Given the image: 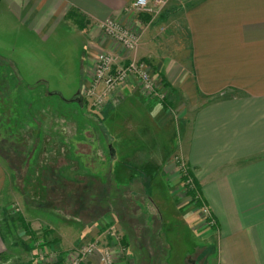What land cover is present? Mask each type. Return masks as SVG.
I'll return each mask as SVG.
<instances>
[{"label": "crops", "instance_id": "0c3cea01", "mask_svg": "<svg viewBox=\"0 0 264 264\" xmlns=\"http://www.w3.org/2000/svg\"><path fill=\"white\" fill-rule=\"evenodd\" d=\"M133 1L0 0V51H5L4 43L11 45L10 57H14L18 50L25 52L28 49L26 43L34 39L44 43L54 41L59 38L57 33L62 28L61 32L66 34L64 38L69 42L84 40L82 91H76L81 94L93 77L99 52L121 55L122 51L105 37L99 27L106 19H112L139 34V46L134 56L148 65L150 75L167 96L164 101L151 98L135 81H131L113 93L103 111L96 112L90 103L86 108L90 107L95 115L105 114L104 118L110 121L117 118L114 121L122 125L123 131L136 128V136L146 146H141L134 153L135 157L121 163V182L116 184L124 188L128 186L124 181H130L131 177L142 179L145 176L151 178L150 183L161 180L172 187L169 198L172 202L166 207L175 209L181 218L174 219L177 215L169 217L163 207L157 206L154 197L148 201L146 215H139L140 206L130 214L129 206L122 204L126 213L114 208L116 199H112L104 212L95 215V208L92 209L90 214L95 218L85 223L84 216H74L78 227L74 238L67 243L57 238L51 226L47 227L52 231L51 239L56 242L47 244L46 249L56 251L57 259L43 264H62L66 253L90 241H97L99 249L84 264H100L99 254L104 249H109L113 256L119 254L115 259L117 264H264V0H171L154 21L148 15L129 16L126 8ZM175 39L184 51L179 58L160 50L164 43ZM17 43L21 45L17 47ZM44 84L45 81H40L23 86L22 98L16 100L17 106L26 107L27 113L19 116L25 117L22 121L29 127L34 123L37 125L29 106L35 107L39 103L47 107L43 108V114L47 112L49 125L57 122L54 120L55 111L59 112L56 119L59 122L66 118L65 110L58 106L61 99L55 100L51 93L41 91ZM0 104L16 105L14 99H9L8 103L0 101ZM8 112L12 117L17 113L12 109ZM1 115L5 113H0V120ZM174 116L183 121V125L176 134L175 151L167 149L164 153L163 147L167 144L164 132L158 136L157 146L152 141L156 138L154 118H161L158 123L163 129ZM10 119L9 122L13 121ZM49 125L46 126L48 132ZM39 128L43 129L42 126ZM81 131L77 129L73 133L74 141L88 144L86 137L82 139ZM1 148L6 149V154L13 152L3 143ZM68 149L69 154H82L77 151L76 144H71ZM23 151L26 152L27 148ZM29 151L34 153L35 149L32 147ZM47 151L50 153V147ZM69 154L67 161L56 169L60 176L64 171L73 170L74 180L70 178L71 182L80 180V184L93 188L109 187L114 182L113 166L108 175L102 173L104 169L100 165L90 167L86 161L82 166L69 161ZM175 155L182 159L192 177L194 186L189 190L192 203L188 195H178L177 190L183 186L184 178H181L178 167L171 163ZM8 157L0 156L1 213L10 212V203L17 202V193L22 196V202H26L24 191L19 192L17 187L22 175L17 169L25 166L29 172L27 165L31 164L28 159L21 164L19 159ZM85 167L94 173L85 174ZM42 169L52 167L44 164ZM99 171L105 177L109 176L105 178L109 180L106 184L102 183ZM21 189L24 190V186ZM43 189L41 186L42 192ZM29 191L31 193V187ZM94 197L98 209L101 198ZM37 198L29 197L28 200L33 203L29 206L33 213L38 207L34 202ZM142 198L144 202L146 197ZM162 198L157 196V201H168ZM123 201L136 203L131 193ZM202 207L208 209L214 220L213 226L205 224L199 212ZM125 214L128 219L120 220V215ZM135 219L141 224L138 225ZM122 224H128L138 232L133 229L131 234ZM116 226L122 228L118 232L119 243L108 234V230L116 229ZM135 235L138 241L133 242L134 248L145 247V251H151L144 260L130 250ZM153 236L154 242H150ZM121 247L129 249L127 259L121 256ZM6 250L7 242L0 227V259ZM36 262L37 259L32 257L28 264Z\"/></svg>", "mask_w": 264, "mask_h": 264}, {"label": "rangeland", "instance_id": "374dc122", "mask_svg": "<svg viewBox=\"0 0 264 264\" xmlns=\"http://www.w3.org/2000/svg\"><path fill=\"white\" fill-rule=\"evenodd\" d=\"M61 30L62 28L59 29V32L57 33V36H59V38L55 39L54 41L51 40L44 43L42 41L34 39L32 42L26 43L28 49L25 52L23 50H18L15 54H13L14 57H10L11 51H9V48H11V45L8 46L7 43H4L5 51H0V101L2 103H8L9 99H14L16 103V105L12 107H7L3 104H0L2 114L5 113V115H1L2 118L0 120V138L4 136L3 132L12 131L13 136L15 135L16 137V142L27 148L28 161L31 163V165L32 163H34V176L32 175V182L34 183V187H31L30 194H25V192H23L24 190L21 189L24 186V182L26 181L25 179L27 177V169L25 168V166L24 168L17 169L18 174H22L19 177L17 187L19 188V192H23V194L26 195V198H24L26 202H22V196L17 193V202L13 205L10 203V212L1 213L0 211V227L3 236L5 237V241L7 242V250L5 256L0 259V264H28V262L30 263L32 257L36 258V264H39L38 261L41 253L47 254V263H50L51 260L56 261V251H49V249H46V246H48L49 244L47 245V241L43 239V231L47 227L51 226L57 238H60L63 243H67L74 238V234L76 233L78 227V222L74 216H84V218L86 219H83V222L85 223L86 221H88V219L92 217L95 218V215L99 214L101 211L104 212L107 208V205L110 204L109 202H111L112 199H116V201L113 202V204L116 205L114 208L122 209L123 205L129 206V212H127L128 214H130L132 212H135L134 210L137 206H140L141 208L139 215H146L148 212V201L154 197L156 199L155 203L157 204V206H159V208L163 207L165 209V212L168 213L169 217L172 215H177L175 209L170 210L166 207V204L170 205V203L172 202L169 199L172 187H170L166 183H163L161 180L156 179L154 183H150L149 179L151 178L148 179L145 176H143L142 179L131 177L130 181L129 179L127 181H124L128 182V186H124V188H122L120 185H117L119 182H121V176L119 175V171L123 167V164L121 163L135 157L136 155L134 153L137 152V150L141 146H144L136 136V134H138V132H136V128L130 127V129L123 131L122 125L120 126V123L118 121H114L117 118L110 121L109 119L104 118L105 114L95 115L93 112V108V110L91 111L90 107H88L87 109L85 106L82 107L73 102L64 103L62 100H58V98L60 99V97L52 95L55 100L59 101L58 106L60 107V110H65L66 118L60 119L59 122V120H56L59 112L55 111L56 115L54 116L56 118H54V120L57 122L53 121L51 125H49L47 112L46 115L43 114V111H45L43 110V108H45L46 105H44L43 103H39L37 106L35 105V107L31 105L29 106L31 107L29 112L33 110L32 114L38 126L35 123L30 127L28 125L24 126L22 128L25 130H21V136H19L18 134L16 135L17 122L15 125L13 121L15 119H20L19 114L24 115L27 113V111L25 110L26 107L22 106L21 108H19L16 102L17 99L22 98L21 92L23 91L21 90L23 89V86H32L34 84L40 83V81H45V84L44 86H42L41 91H45V94L46 92L59 93L61 94L63 99L68 101L73 98L76 91H82V60L83 56L85 55L84 40L78 39L75 42L71 43L69 42V39L66 40L64 38V35L66 34L62 33ZM160 39L163 41L164 38L162 35H160ZM20 45L21 43H17L16 46L19 47ZM180 45L181 43L175 39L164 43L163 46H160V50H166L173 58H179L184 52L180 48ZM39 97L43 96L39 94ZM21 101L22 100H20V103ZM10 109H12L14 113L15 111L17 112L15 114L16 116L12 117V114L8 112L10 111ZM19 109L22 111V113H20ZM6 113L11 116L10 118H13V121L9 122L10 118L8 115V117L6 116ZM23 118L25 117L22 116L21 119ZM154 120V127L156 128V138H153L152 141L154 142L155 146H157L156 142L158 143V136L164 132L166 137L165 141L167 142V144L163 147V150L165 149L164 153L167 149H173L172 152H174L175 147H177L176 134L177 131L178 133L180 132L183 121L174 116L167 124L164 125L165 128L162 129V126H159L158 123L161 118L155 117ZM130 124L131 126H133L132 123ZM47 125H49V132L46 131ZM41 126L43 127V129L40 130L39 127ZM75 129L82 130V139L86 137V142L89 145L86 143H79V141H74L73 138L75 135H73V133L76 132ZM142 129L143 128H141V130ZM62 130H64V132ZM71 144H76L77 151L82 154L78 155V153L75 154L74 152L69 154L68 147L71 146ZM98 144L100 145L98 146ZM32 147L35 149L34 153H30L29 151ZM49 147L51 150L50 153L47 151ZM144 147L146 148V146ZM112 150L115 152L114 157H111ZM4 153L5 154L2 156L10 155L6 154V152ZM68 154L71 158L68 159L69 161H75L82 166H85L86 161L89 162L88 166L90 167H93V165H100L104 169V172L102 171V173H107L108 175L109 169L112 166L114 167V182L112 181L109 187H102L105 189V191L110 190V197L109 194L103 192L104 190L102 188H93L92 186L80 184V180H78L76 183L71 182V179L74 180V178H72L75 173L73 170L69 172L64 171L63 174L65 176L61 174L62 181H57L58 184L52 183L54 182V179H56L57 174L55 173H59V171L56 169L67 161L66 156H68ZM174 157L175 156L171 158V163L173 165ZM44 164L52 167L49 173L43 174V178L45 179V181L49 180V188L51 189L47 194L48 197L43 198V200L40 201L39 199L37 201H34L40 204L43 203V205L39 209L38 207L41 205L36 204V206L38 207H36V211H34L33 213L31 212L33 210L30 211L31 207H29L32 206L33 203L28 200L29 197H31L32 199H36L38 193L41 191V186L45 183L44 182L41 186H37L38 180L41 181L43 179L41 178V172L43 170L42 168ZM31 165H27V168L31 167ZM85 168V174L86 172L89 174L90 172L94 173L91 169ZM99 172L101 173V171ZM135 172L137 173L138 171ZM102 173L100 174L101 181L102 183L106 184L109 180H106L105 178L109 176L105 177V174L102 175ZM110 178H112V176ZM66 179H68L69 181ZM125 187L129 189H125ZM177 191L180 197H185L186 195H188L187 198L190 203L194 202L191 198V195H189V189L184 184L181 189ZM129 193H131L132 199L136 201L135 204L130 203L131 206L128 201H123V199H125V197L129 195ZM94 195L101 198V201L98 204V209L96 206L97 204L94 200ZM159 195L163 197L162 199H166L168 201H157V196ZM143 196L146 197L144 202L142 201ZM92 209H94L95 215L90 214L92 213ZM122 210H124L126 213L125 208H123ZM190 211L193 212L194 215L196 214V212L192 208ZM27 212H30L33 216L27 214ZM88 213L90 214V216H88ZM186 213L184 214V216H187ZM126 215L127 214L123 216L120 215V220H127L128 217H125ZM179 217L180 216L177 215V217H175L174 219ZM82 218L83 217H81V219ZM193 218L195 219L196 216ZM136 221L138 220L135 219V222ZM137 224H141V221H138ZM122 225L125 227L124 224ZM128 227L126 228L129 232H131V234L134 233V230L135 232H138V230L134 227ZM116 230H118V232L122 230L121 226H116ZM30 233H33L34 236L31 237ZM154 237L155 236L150 238L149 241L154 242L152 241L154 240ZM137 241L138 239L135 235V238L131 239L130 250L138 254V258L144 260L148 257V253H150L151 251L147 249L144 252L146 248H142V251H138L137 249L135 250L133 242L137 243ZM79 247H82V245ZM128 250H126V256H123L124 254L120 252L123 254H121L123 258H128ZM71 251L73 252V250ZM70 252L66 253L63 256L66 262L71 259V257L68 258V254L72 253ZM50 256H52L53 259ZM116 257L118 258L119 254L117 255L116 253L113 256V259L115 260ZM63 261L62 264H64ZM115 264H117L116 260Z\"/></svg>", "mask_w": 264, "mask_h": 264}, {"label": "built area", "instance_id": "2783aa9c", "mask_svg": "<svg viewBox=\"0 0 264 264\" xmlns=\"http://www.w3.org/2000/svg\"><path fill=\"white\" fill-rule=\"evenodd\" d=\"M171 0H134L126 12L129 16L148 15L151 21L157 20L162 14ZM101 31L114 43L122 52L121 55L114 52H99L96 57L94 72L91 81L84 88L82 95L87 103L95 111L101 110L113 93L127 82L135 81L147 96L164 101L166 99L165 91L159 88L150 75L148 65L141 60L135 58L134 54L139 46V34L129 30L117 21L106 19L99 25ZM173 163L178 167L181 178H184V185L189 189H193V180L189 170L180 157L175 155ZM197 199V198H196ZM205 224L213 226L214 220L210 217V213L206 207L199 209ZM108 234L116 239L119 243L120 238L116 229H109ZM99 249L97 241H90L76 248L68 258L71 259L64 264H84L93 257ZM120 254L126 256V248L119 249ZM100 264H115L113 255L109 249H104L100 254ZM47 254L41 253L38 263H47ZM52 257V256H50ZM129 257V256H128ZM53 259V257H52ZM53 261V260H51Z\"/></svg>", "mask_w": 264, "mask_h": 264}, {"label": "trees", "instance_id": "16d2710c", "mask_svg": "<svg viewBox=\"0 0 264 264\" xmlns=\"http://www.w3.org/2000/svg\"><path fill=\"white\" fill-rule=\"evenodd\" d=\"M19 108H20V106H18ZM21 117L22 116H20V119H18V120H14L13 122H14V124L16 125V122H17V128H16V135L18 134L19 136H21V130H25V129H23L22 127H24V126H27L26 125V122H24V121H22V119H21ZM13 119V118H12ZM16 127V126H15ZM3 135L4 136H2V138H0V141H2V142H0V156H2V155H4L5 153H4V151L6 152V149L5 150H2V148H1V146H2V143L3 144H5L7 147L8 146H10V148L12 149V153H11V156H10V158L13 156L14 158H16V159H19V161H20V163L22 164L23 162L25 163L26 161H27V151L25 152V151H23L26 147H24V146H22V145H20L19 143H17L16 142V137H15V135L13 136V132L12 131H6V132H3ZM40 136V135H39ZM40 139V138H39ZM27 146V145H26ZM28 147V146H27ZM3 158H6V159H8L9 157H8V155H5V156H2ZM12 157V158H13ZM33 164L34 163H32V165H31V167H29V172H27V177H26V184L24 185L25 187H24V192H25V194H27V193H30V191H29V189H30V187H34V183L32 182V175L34 174V169H33ZM49 171H51V169H46V170H43L42 172H41V178H43V174L44 173H49ZM55 174H57L56 175V179H54V182H52V183H57V181H59V182H61L62 180V178H61V176H60V174L58 175V173H55ZM34 176V175H33ZM39 179V178H38ZM47 180V179H46ZM56 180V181H55ZM47 184H45V183ZM49 182V180H47V181H45V179L43 178L41 181L40 180H38V182H37V186L38 185H42L43 183H44V185H42V187L44 186V189L43 190H45V191H40L39 193H38V198L37 199H39V201L40 200H43V198H46V197H48V192H50V189L51 188H49V184L50 183H48ZM58 184V183H57ZM56 184V185H57ZM30 185V186H29ZM104 191V193H107L108 194V191H105V189L104 188H102ZM101 190V189H100ZM38 191V190H37ZM38 205H41V206H39V207H42V205H43V203L42 204H40V203H38ZM129 225L128 224H125V229H127L126 227H128ZM130 228H131V226H130ZM128 229H129V227H128ZM128 229H127V231H128ZM129 231H130V229H129ZM128 231V232H129ZM31 234V237H33L34 235H33V233H30ZM43 235V239L44 240H46L47 242V244H54L55 243V240H53V239H50V237H51V234H52V231L49 229V228H46L44 231H43V233H42ZM142 248H145V247H142ZM142 248H139V249H137L138 251H142L141 249ZM136 250V249H135ZM144 252H145V250H144ZM130 256V255H129Z\"/></svg>", "mask_w": 264, "mask_h": 264}, {"label": "water", "instance_id": "95a60500", "mask_svg": "<svg viewBox=\"0 0 264 264\" xmlns=\"http://www.w3.org/2000/svg\"><path fill=\"white\" fill-rule=\"evenodd\" d=\"M51 95H57L58 97H60V99L64 102V103H70L73 102L75 104H78L80 106H83V96L80 93H76L73 98L71 100H65L62 98L61 94L59 93H51ZM113 150L111 152V157L113 156Z\"/></svg>", "mask_w": 264, "mask_h": 264}, {"label": "flooded vegetation", "instance_id": "af4514ba", "mask_svg": "<svg viewBox=\"0 0 264 264\" xmlns=\"http://www.w3.org/2000/svg\"><path fill=\"white\" fill-rule=\"evenodd\" d=\"M81 95H82V93H81ZM83 96V95H82ZM106 105H107V103H106ZM105 105V106H106ZM83 106H85V107H87V102H86V100L84 99V97H83ZM82 106V107H83ZM105 106L101 109V110H99V111H96V112H101V111H103V109L105 108ZM115 156V152H113V156L112 157H114Z\"/></svg>", "mask_w": 264, "mask_h": 264}]
</instances>
